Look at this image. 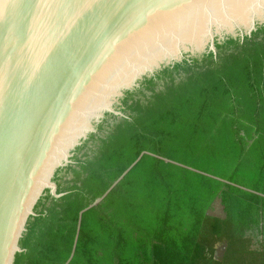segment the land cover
<instances>
[{
	"label": "trees",
	"instance_id": "16d2710c",
	"mask_svg": "<svg viewBox=\"0 0 264 264\" xmlns=\"http://www.w3.org/2000/svg\"><path fill=\"white\" fill-rule=\"evenodd\" d=\"M215 45L126 90L55 172L14 264H264V25Z\"/></svg>",
	"mask_w": 264,
	"mask_h": 264
},
{
	"label": "water",
	"instance_id": "95a60500",
	"mask_svg": "<svg viewBox=\"0 0 264 264\" xmlns=\"http://www.w3.org/2000/svg\"><path fill=\"white\" fill-rule=\"evenodd\" d=\"M261 25L264 0H0V264L126 90Z\"/></svg>",
	"mask_w": 264,
	"mask_h": 264
},
{
	"label": "rangeland",
	"instance_id": "374dc122",
	"mask_svg": "<svg viewBox=\"0 0 264 264\" xmlns=\"http://www.w3.org/2000/svg\"><path fill=\"white\" fill-rule=\"evenodd\" d=\"M119 110H122V108H120ZM209 212L214 213V214L224 215V207H223V205H222V203H221L219 198L216 199V201L213 204V207L209 210ZM256 241H257V239H255L254 243L258 244ZM262 245H263V248H264V241H262ZM218 249H219V251L224 250L223 245L219 244L218 245Z\"/></svg>",
	"mask_w": 264,
	"mask_h": 264
},
{
	"label": "flooded vegetation",
	"instance_id": "af4514ba",
	"mask_svg": "<svg viewBox=\"0 0 264 264\" xmlns=\"http://www.w3.org/2000/svg\"><path fill=\"white\" fill-rule=\"evenodd\" d=\"M260 239H261V241H264V237L261 235V237H260ZM255 241V240H254ZM257 242V241H256ZM262 244V243H261ZM262 250H264V248H263V245H262V247H260Z\"/></svg>",
	"mask_w": 264,
	"mask_h": 264
}]
</instances>
